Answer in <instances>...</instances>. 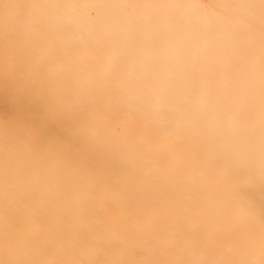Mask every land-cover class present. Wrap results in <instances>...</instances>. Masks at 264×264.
<instances>
[{
    "label": "rangeland",
    "instance_id": "374dc122",
    "mask_svg": "<svg viewBox=\"0 0 264 264\" xmlns=\"http://www.w3.org/2000/svg\"><path fill=\"white\" fill-rule=\"evenodd\" d=\"M0 264H264V0H0Z\"/></svg>",
    "mask_w": 264,
    "mask_h": 264
}]
</instances>
